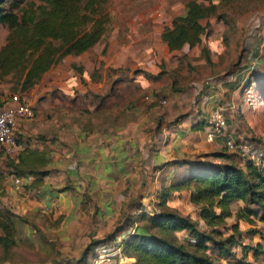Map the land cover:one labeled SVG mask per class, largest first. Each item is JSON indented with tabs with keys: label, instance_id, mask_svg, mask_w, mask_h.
<instances>
[{
	"label": "crops",
	"instance_id": "obj_1",
	"mask_svg": "<svg viewBox=\"0 0 264 264\" xmlns=\"http://www.w3.org/2000/svg\"><path fill=\"white\" fill-rule=\"evenodd\" d=\"M71 57L52 66L25 93L34 105V117L19 121L15 131L26 145V156L38 158L35 167L47 172L38 182L39 196L30 190H14L9 177L13 168L6 167L0 155V207L20 218L31 214L58 221L52 230L65 249L79 250L72 256L76 261L90 241L102 240L127 217L145 210L146 201L152 204L160 185L169 184L175 170L181 169L163 164L224 150L225 137L208 143L205 128L191 132L189 127L205 120L220 103L233 107L232 100L225 99L236 95L233 81L239 73L227 83L196 87L174 98L164 114L146 118L143 106L133 104L125 90L122 98L112 96L116 92L111 88L107 98L102 95L107 87L90 79L86 71L75 72L69 64ZM230 113L224 118L231 136L238 121ZM41 159L48 160L42 167L38 166ZM235 161L243 167V161ZM29 162L21 168L31 167ZM184 196L188 204L187 194L177 198ZM170 207L187 215L177 205ZM48 228L44 224L39 229L46 233Z\"/></svg>",
	"mask_w": 264,
	"mask_h": 264
},
{
	"label": "trees",
	"instance_id": "obj_2",
	"mask_svg": "<svg viewBox=\"0 0 264 264\" xmlns=\"http://www.w3.org/2000/svg\"><path fill=\"white\" fill-rule=\"evenodd\" d=\"M37 1L40 5L35 7L33 3L21 0H11L4 6L7 1L0 0V24L8 31L5 44L0 48V80L10 78L14 85L12 90L19 93L31 89L63 58L79 56L93 49L101 42L110 24L106 0ZM214 12L213 5L203 7L189 2L184 14L173 18L170 27L162 31L161 42L169 52L198 46L205 32L201 22ZM77 71L80 74V69ZM260 94L264 104V89ZM205 126L203 120L192 124L189 130L201 131ZM250 141L261 143L254 137ZM25 153L26 149L16 159H8L13 168L10 175L32 177L31 187L37 189L38 182L47 172L35 167L38 158ZM203 158L216 163L202 161ZM236 158L242 161L238 155L223 150L163 164L183 167L189 174L186 178L172 179L169 184L160 185L150 213L141 211L127 217L102 240L90 241L81 257L70 264H100L96 250L116 238H120V258L132 260L131 264H219L220 259L234 258L233 251L238 246L243 257L246 252L257 256L260 245L249 248V252L242 246L238 222L253 225L252 220L256 219L261 228L257 231L249 229L246 234L264 238V169L249 162H243V167H239L233 163ZM28 159L27 165L31 167L21 168ZM47 161L41 159L38 166H44ZM181 193L188 195V204L196 209V216L182 215L170 207L174 199L181 198H177ZM236 203L243 206L233 211ZM20 220L22 217L0 208V251L4 256L16 247L15 226ZM226 220L235 223L227 226ZM180 234L184 237L180 238ZM46 242L43 240L44 244ZM47 246L53 248L54 245L49 243Z\"/></svg>",
	"mask_w": 264,
	"mask_h": 264
},
{
	"label": "rangeland",
	"instance_id": "obj_3",
	"mask_svg": "<svg viewBox=\"0 0 264 264\" xmlns=\"http://www.w3.org/2000/svg\"><path fill=\"white\" fill-rule=\"evenodd\" d=\"M6 1L4 6L11 2ZM21 1L31 2L35 7L40 5L37 0ZM189 2L203 7L213 5L215 12L201 22L205 32L198 46L169 52L161 42L160 34L170 27L173 18L184 14ZM105 7L110 24L98 45L79 57L69 59V64L76 68L75 72H78L77 69L86 71L90 79L96 80L94 82L104 84L107 88L102 91V95H106L108 88H111V92H116L112 96L122 98L125 90L133 104L143 106V117L146 118L153 114H164L173 104L174 98L196 87L204 89L211 84L227 83L228 78L231 81L235 73H239L235 77L238 79L233 81L238 89L236 95L232 99H225L232 100V110H225L223 115L231 111L230 115L238 121V129L233 130L231 137L247 141L252 137L257 138L264 149V104L260 94V90L264 89V0H106ZM7 34L6 27L0 24V48L5 44ZM253 64L254 69L250 68ZM115 66L118 67L113 68ZM13 86L10 78L0 80V104L17 92L12 90ZM96 97L100 98L99 95ZM1 157L6 167L10 166V160L2 154ZM202 161L216 163L210 158H203ZM233 163L238 165L234 159ZM181 169L175 170L174 179L188 176L185 168ZM27 190L39 196L35 194L37 189L27 187L24 192ZM151 202L149 200L143 204L144 212L153 210L155 204ZM171 204L177 205L183 214L196 216V209L186 203L185 196L174 199ZM248 208L254 209L253 206ZM232 209L236 211L238 207ZM45 217L26 214L22 216V221L16 222V247L5 256L0 251V264L74 262L72 256L75 257L79 250L61 246L54 232L59 222L52 223L51 219ZM252 221L253 225L238 222V229L242 232L241 244L248 252L249 248L260 245V253L253 257L252 252H246L243 257L241 247L238 246L233 251L234 258L220 259L219 264L221 261H226L225 264H264V238L246 234L249 229L257 231L261 228L256 219ZM233 223V220H226L227 226ZM44 224L49 227L46 233L39 229ZM29 227L35 232L30 231ZM52 228H55L54 231ZM183 235L178 236L182 238ZM43 240L48 242L44 244ZM49 243L54 245L53 248L47 246ZM113 257L114 254L104 258L109 261L98 263H126L123 258L112 260Z\"/></svg>",
	"mask_w": 264,
	"mask_h": 264
},
{
	"label": "built area",
	"instance_id": "obj_4",
	"mask_svg": "<svg viewBox=\"0 0 264 264\" xmlns=\"http://www.w3.org/2000/svg\"><path fill=\"white\" fill-rule=\"evenodd\" d=\"M254 66L253 64L250 68ZM25 93L16 92L10 95L5 100L4 105L0 106V155L2 154L8 159H16L26 149L25 143L19 140L15 134L19 121L30 120L34 117V105L26 97ZM231 108L232 106L227 105V103H220L209 112L205 118L206 142L211 143L214 137H225L223 149L226 152L238 155L242 158L243 162H249L258 169H264V149L260 144L253 143L250 140H235L226 133V123L223 113L225 110ZM9 177L16 191H23L25 188L31 187L33 183L32 177H15L13 175H9ZM35 194H39V190H36ZM119 243L120 241L116 240L115 243L112 242L99 247L96 250L98 261L103 260L107 256H113V254L120 258ZM109 248L111 250H108Z\"/></svg>",
	"mask_w": 264,
	"mask_h": 264
}]
</instances>
